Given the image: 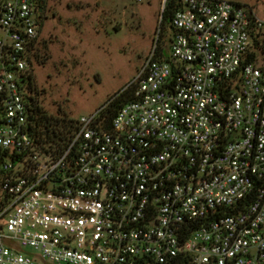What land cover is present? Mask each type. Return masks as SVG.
<instances>
[{"label": "built area", "instance_id": "1", "mask_svg": "<svg viewBox=\"0 0 264 264\" xmlns=\"http://www.w3.org/2000/svg\"><path fill=\"white\" fill-rule=\"evenodd\" d=\"M47 1L0 0V264H264V19L178 0L131 101L61 142L31 86Z\"/></svg>", "mask_w": 264, "mask_h": 264}, {"label": "rangeland", "instance_id": "2", "mask_svg": "<svg viewBox=\"0 0 264 264\" xmlns=\"http://www.w3.org/2000/svg\"><path fill=\"white\" fill-rule=\"evenodd\" d=\"M224 1L252 8L264 19V0ZM164 2L48 0L34 61L43 111L80 119L125 89L160 38ZM164 53L170 56L168 49ZM2 198L0 189V203Z\"/></svg>", "mask_w": 264, "mask_h": 264}, {"label": "trees", "instance_id": "3", "mask_svg": "<svg viewBox=\"0 0 264 264\" xmlns=\"http://www.w3.org/2000/svg\"><path fill=\"white\" fill-rule=\"evenodd\" d=\"M178 0H167L161 19L160 26V38L158 41V50L161 52L162 48L166 46L163 43V39H166L165 34L171 29V21L174 13L178 10ZM39 44V43H38ZM38 47V45H37ZM37 48L33 55V60L36 61L38 55ZM35 75L33 74L31 77V86L35 89L34 86ZM36 91V89H35ZM37 93V91H36ZM132 99L131 92H122L121 94H117L116 97L109 104V108L107 110V114L109 115V119H112L118 110L122 108L125 104L130 102ZM36 127L38 130L45 131L49 138L58 139L57 141L64 142L67 139V135L71 132V130L75 127L76 121L73 119H67L66 117L56 118L51 116L43 111V109L39 106L38 102L36 103Z\"/></svg>", "mask_w": 264, "mask_h": 264}, {"label": "flooded vegetation", "instance_id": "4", "mask_svg": "<svg viewBox=\"0 0 264 264\" xmlns=\"http://www.w3.org/2000/svg\"><path fill=\"white\" fill-rule=\"evenodd\" d=\"M34 86H35V82H34ZM35 89H36V91H37V88H36V86H35ZM37 99H38V93H37Z\"/></svg>", "mask_w": 264, "mask_h": 264}, {"label": "water", "instance_id": "5", "mask_svg": "<svg viewBox=\"0 0 264 264\" xmlns=\"http://www.w3.org/2000/svg\"><path fill=\"white\" fill-rule=\"evenodd\" d=\"M165 4H166V0H165V2H164V6H165Z\"/></svg>", "mask_w": 264, "mask_h": 264}]
</instances>
